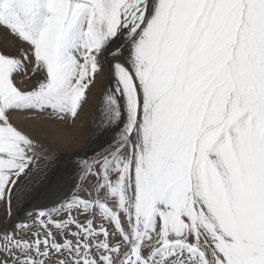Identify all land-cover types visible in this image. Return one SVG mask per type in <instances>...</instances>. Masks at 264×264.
Returning a JSON list of instances; mask_svg holds the SVG:
<instances>
[{"label": "snow or ice", "instance_id": "6c2138e0", "mask_svg": "<svg viewBox=\"0 0 264 264\" xmlns=\"http://www.w3.org/2000/svg\"><path fill=\"white\" fill-rule=\"evenodd\" d=\"M0 29V264H264V0H0ZM106 69L83 152L13 123L74 122Z\"/></svg>", "mask_w": 264, "mask_h": 264}, {"label": "rangeland", "instance_id": "374dc122", "mask_svg": "<svg viewBox=\"0 0 264 264\" xmlns=\"http://www.w3.org/2000/svg\"><path fill=\"white\" fill-rule=\"evenodd\" d=\"M14 38L10 36L7 30L0 29V50L14 53L15 48L11 47L10 44H7V41H11ZM18 43V42H17ZM104 79V88L101 92H96L94 88L92 89L91 94H94L95 100L90 101V95L87 97V103L82 105L81 110L78 111V118L73 121L68 122H44L41 126L39 121H32L24 113H16L13 115V123L29 132L36 139L40 140L47 146L55 148L58 153L62 156H72L77 153L83 152L88 146L91 133L93 130L94 121L97 117V108L100 104L101 98L104 95V92L109 87L110 78L107 69L105 73L98 78V80ZM97 80V81H98ZM21 87L30 88L32 86L31 82H25L20 85ZM97 97H96V95ZM36 124L38 126H30V129H27V123ZM37 129V130H36ZM40 129V130H39ZM48 131V132H47ZM57 131V134H60L62 137L50 135V132ZM50 135V136H49ZM65 136V137H63ZM67 137V138H66ZM65 138V140H64ZM69 138V139H68ZM69 142H68V140ZM71 139V140H70ZM65 143V144H64ZM65 150V151H64ZM4 220V209L0 207V226H2Z\"/></svg>", "mask_w": 264, "mask_h": 264}, {"label": "bare ground", "instance_id": "6f19581e", "mask_svg": "<svg viewBox=\"0 0 264 264\" xmlns=\"http://www.w3.org/2000/svg\"><path fill=\"white\" fill-rule=\"evenodd\" d=\"M110 78V77H109ZM103 88H104V79H102V78H100L98 81H97V83H96V88H94L95 90H96V92H101L102 90H103ZM96 95V94H95ZM96 97H97V95H96ZM96 98H94V94H91V96H90V101H92V100H95ZM27 123V122H26ZM28 124V123H27ZM41 126H43V123H39ZM33 125V127H35V126H38V125H36V124H28L27 125V129L29 128L30 129V126H32ZM37 130V129H36ZM40 130V129H39ZM48 132V131H47ZM58 132L57 131H55L54 133L53 132H50V135H54V136H59V137H62L60 134H57ZM49 135V136H50ZM63 137H65V136H63ZM67 138V137H66ZM69 139V138H68ZM67 139V140H68ZM64 140H65V138H64ZM71 140V139H70ZM68 142H69V140H68ZM65 144V143H64ZM65 151V150H64Z\"/></svg>", "mask_w": 264, "mask_h": 264}]
</instances>
